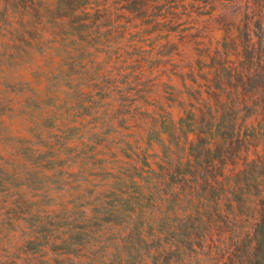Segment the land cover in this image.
I'll use <instances>...</instances> for the list:
<instances>
[{"label":"trees","instance_id":"trees-1","mask_svg":"<svg viewBox=\"0 0 264 264\" xmlns=\"http://www.w3.org/2000/svg\"><path fill=\"white\" fill-rule=\"evenodd\" d=\"M201 28L204 35H199ZM101 55L108 62L98 68ZM0 62L24 65L13 76L25 91L12 114L24 122L18 125L31 126L23 136H14L26 144V152L45 161V168L65 164L44 174L43 182L68 188L72 204L78 205L65 209L64 215L74 220L68 235L73 247L84 236L98 245L106 237L114 249L121 245L124 256L118 264L219 260L224 248L217 242L233 234L243 215L229 193L239 162L250 154L244 147L264 141V0H0ZM111 65V76H106ZM162 78L175 91L179 85L181 109L166 129L153 132V140L146 139L148 132L145 136L141 126L118 130V138L106 137L116 149L127 151L125 172L120 168L115 176L103 170L108 183L95 185L103 189H90L92 183L83 189L79 184L101 176L90 168L101 164L97 148L111 156L113 149L101 139L110 126L91 125L89 111L122 114L129 99V93H122L129 81H145L144 86L154 88L149 80L161 84ZM14 90L0 78V109L12 102ZM154 95L170 103L166 94ZM35 101L55 108H39L30 118L22 108ZM157 102L141 109L147 112ZM59 108L71 117L80 110L88 119L61 124L54 118ZM45 120H51L49 127ZM10 153L26 155L14 147ZM75 161L78 170L71 167ZM122 180L125 187L133 185L127 198L120 195ZM103 223L109 227L100 232ZM257 225L252 254L264 244L259 240L262 225ZM18 231L20 239L32 243L30 256L22 261L37 264L33 254L42 248L35 232ZM71 255H64L65 264H75Z\"/></svg>","mask_w":264,"mask_h":264},{"label":"rangeland","instance_id":"rangeland-1","mask_svg":"<svg viewBox=\"0 0 264 264\" xmlns=\"http://www.w3.org/2000/svg\"><path fill=\"white\" fill-rule=\"evenodd\" d=\"M182 26L181 28L185 31L184 25ZM204 30L205 28H201L199 30V35H204ZM141 35H144V33ZM102 36L103 30L101 29L100 37ZM145 41L146 40H144V42ZM184 50L187 53L191 52L190 47L184 48ZM192 52H196L195 48L192 49ZM101 56V65H98V68L106 66L108 62L105 55ZM165 59L166 58H164V60ZM165 61L168 63L169 59ZM23 68V64L0 62V78L5 82L6 88L13 90L15 87L14 93L12 94V102L2 106L6 108L3 112H1L3 108L0 109V264H9L11 258H14V264H29L25 260H22L30 256L32 243L29 244L28 242H24L23 238L20 239L22 234L18 230L26 232L33 230L35 232L33 234L41 244L40 248H42L36 249L38 251L33 254V256L35 255L37 258V264H65L63 262L65 254H72L71 257L77 259L75 264H118L120 258L124 256L121 245L114 249L115 245H112L111 241H108L106 237L105 240L101 239L103 241L98 245L99 243L95 244V241L91 240V237L86 238L84 236V241L76 243L73 247V244L69 241L70 236L68 235H71L69 226H73L74 220L73 217L64 215L66 214L65 209H70L74 206L78 207V205L76 203L72 204L74 199L67 195L66 189L68 188L62 189L55 183L48 184L43 182L44 174L49 171L55 172L58 168L65 167V164L61 166L51 164L49 168H45V161H41L39 156L35 157V153L26 152V144L18 141L16 136H14H23L24 130L31 126L22 127L18 125V121L23 124L24 122L21 118H14L12 114L14 110L20 108L18 99L25 91L21 88L20 82L14 78L18 76V70H23ZM111 68L112 65L108 69L106 76H111ZM162 69H164V67H162ZM104 78V76H101L100 81H104ZM149 81L155 84L154 88L144 86L145 81H129L127 88L123 90L122 93H129V99L122 107V114L114 112L113 109L105 111V113H100L101 108H92L89 111L91 125L102 124L103 126H110V129L101 136V139L104 143L107 142L108 147L111 146L113 149L111 156L107 150L105 153L103 147L99 146L97 148L101 153V164L99 163L96 167L90 166V168L98 172L101 176L97 178L94 176V178L90 179L88 182L79 184L83 189L90 188L89 184L91 183L94 186L101 183L106 184L104 183L106 180L108 183V177L102 176L103 170L111 171L115 176H120V168L122 172H125L123 161L126 160L124 154H127V151H125V149L123 151L116 149L113 142L105 140L106 137L107 140L118 138L120 137L118 130H128L132 126H141L145 128V136L148 132L149 138L146 139L153 140L151 137L153 132H159L158 130L160 128L166 129L170 122V117H173L176 111L181 109H179L177 105L181 102V95L180 92H178L180 89L179 85L174 83V79L173 84L176 85L178 89L176 91L169 85L165 78L161 79V84L153 80ZM137 83L141 85H136ZM103 86H100V88H103ZM102 91V89L98 91V97L95 101L96 107L100 106L101 101L99 96ZM155 93L160 97L166 94L167 97L171 98L169 101L170 103H164L162 100H159L158 97L154 95ZM152 100L158 101L156 108L151 107V110L147 112L143 111L141 108H146L147 103L152 102ZM132 104L136 108H129ZM167 106H170V108H166ZM39 108H45L43 109L44 111H53L52 108L55 107L41 101H35L22 109H24L31 118L32 116L38 115H34L33 113H38L40 110ZM59 109L62 113L56 111L54 118L61 120L62 122H59L61 124H71L70 121H73L72 124H75L76 121L80 122L88 119L84 115H81L80 110H78L79 116L71 117L68 112L63 111L64 108ZM75 111L76 108H73L74 113ZM149 115H152L153 119H150ZM226 120H229V118L226 117ZM50 124L51 120H45L44 125L49 127ZM251 144H254V146L250 145L249 147L247 145L244 147L249 148L250 154L247 159L239 162V174L233 177L232 181L234 186H232L230 189L231 193H229V197L234 200V204L240 206L241 212L243 213L242 219L235 225L233 234L229 235L221 244L217 242L219 247L224 249L220 250L221 256H217L219 260L211 264H237L238 260L239 263L240 260H242V264H264V244H262V249L254 251L253 254L249 251V247L254 246V242L252 243V241L255 238L254 227L257 225L255 224L256 219L259 221L258 225H262L263 233L260 235L259 240H262L264 243V141L255 142L253 140ZM12 147L20 152H25V158L11 154L10 150H12ZM75 162L76 165L73 163L71 165L73 169L78 168L75 167L78 161ZM141 169L142 164H140L138 174L142 173ZM76 180L77 179H74L72 181L76 182ZM121 186H124L123 180ZM122 188L120 195L123 197L127 198L129 195H133L128 192L133 189L131 183ZM90 189L97 191L103 189V187L95 186ZM72 194L73 192L70 193V195ZM102 194L108 196L104 192ZM96 197L99 196L97 195ZM64 198H67V201H65ZM78 209H80V207ZM248 214L251 217H249ZM114 218L117 220L121 219L120 216H115ZM89 220L90 218L87 219L85 223H88ZM82 222H84V220H82ZM107 227L109 226L103 223L100 232ZM259 230H261L260 226ZM28 236L30 235L28 234ZM96 239H99L97 234ZM14 241H16V243ZM55 244H58V248L54 246ZM95 246H97V250ZM96 251L97 253H95ZM202 264L207 263L205 261Z\"/></svg>","mask_w":264,"mask_h":264}]
</instances>
